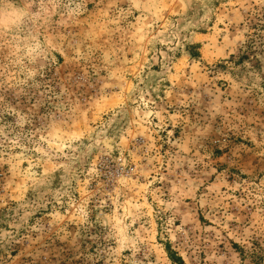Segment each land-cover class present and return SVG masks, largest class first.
<instances>
[{
  "label": "rangeland",
  "instance_id": "obj_1",
  "mask_svg": "<svg viewBox=\"0 0 264 264\" xmlns=\"http://www.w3.org/2000/svg\"><path fill=\"white\" fill-rule=\"evenodd\" d=\"M170 255L264 264V0H0V264Z\"/></svg>",
  "mask_w": 264,
  "mask_h": 264
},
{
  "label": "trees",
  "instance_id": "obj_2",
  "mask_svg": "<svg viewBox=\"0 0 264 264\" xmlns=\"http://www.w3.org/2000/svg\"><path fill=\"white\" fill-rule=\"evenodd\" d=\"M170 256L173 259V262L175 264H183V261H182V259L179 256H176V255H174V256L170 255Z\"/></svg>",
  "mask_w": 264,
  "mask_h": 264
},
{
  "label": "clouds",
  "instance_id": "obj_3",
  "mask_svg": "<svg viewBox=\"0 0 264 264\" xmlns=\"http://www.w3.org/2000/svg\"><path fill=\"white\" fill-rule=\"evenodd\" d=\"M23 15H24V13H21V17H20V18H21V20L23 19Z\"/></svg>",
  "mask_w": 264,
  "mask_h": 264
}]
</instances>
